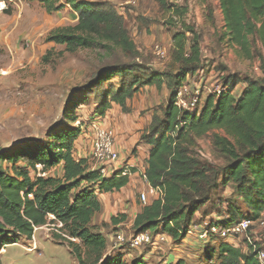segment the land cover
I'll list each match as a JSON object with an SVG mask.
<instances>
[{
	"label": "trees",
	"instance_id": "obj_1",
	"mask_svg": "<svg viewBox=\"0 0 264 264\" xmlns=\"http://www.w3.org/2000/svg\"><path fill=\"white\" fill-rule=\"evenodd\" d=\"M40 1L48 12L60 9L56 4L59 0ZM69 1L77 23L52 29L47 42L63 45L68 52L95 49L131 57L129 61L117 58L93 74L85 94L113 76L121 77L118 86L103 89L95 116L105 117L114 104L128 112V103L141 86L166 85L170 90L167 105L162 113L153 115L140 138L151 146L145 168L147 182L161 189L163 196L141 206L132 231L164 233L175 241L185 238L196 212L219 186L230 187L232 194L225 201L226 218L213 222L228 224L260 217L264 212V51L260 53L262 75L246 77L239 93L229 87V93L209 94L195 111H182L175 105V90L202 67L200 33L185 19L188 6L176 0H157L177 22V30L165 69L149 71L143 62L136 61L140 52L123 13L109 2ZM219 1L223 36L234 45L239 58L254 59L256 42L264 50V0ZM202 8L205 22L214 25L211 6ZM49 53L51 50L44 59ZM69 118L79 120L78 116ZM81 125L57 132L53 136L56 140L28 144L10 154L0 152V251L7 244L31 240L38 227L52 223L56 225L53 242L66 245L78 264H127L121 254L106 255L108 239L96 230L93 219L103 210L99 195L126 187L136 168L126 174L121 168L106 175L92 168L88 159L77 158L75 143L82 134ZM209 134L213 148L224 159L222 165L204 161L196 152L198 141ZM21 161L26 165L18 166ZM38 165H42L41 170ZM58 167L60 174H50ZM127 218L126 213L113 215L111 224L116 226ZM212 241L220 243L209 250L215 258L211 264H260L250 249L225 240ZM178 264L184 263L181 260Z\"/></svg>",
	"mask_w": 264,
	"mask_h": 264
},
{
	"label": "rangeland",
	"instance_id": "obj_2",
	"mask_svg": "<svg viewBox=\"0 0 264 264\" xmlns=\"http://www.w3.org/2000/svg\"><path fill=\"white\" fill-rule=\"evenodd\" d=\"M5 1L7 8L0 12V152L10 154L28 144L56 140L53 136L57 132L82 123V136L77 139L82 140L81 155L90 159L91 166L104 167L109 172L117 164H101L92 159L96 132L94 124L101 122L114 132L116 149L121 156L120 162L132 154L138 157V150L132 151L133 144L127 145L123 142L122 149H119V140H123L124 135H128V139L134 136L141 138L153 115L162 113L167 105L170 95L167 86H141L129 101L128 112L114 104L105 117L95 116L97 101L103 89H109L111 84L118 86L121 77L113 76L89 94H85L93 74L101 66L114 62L117 58L129 61L131 57L121 52L115 55L104 54L103 51L95 49L68 52L63 45L47 42L46 37L52 29L77 23V14L69 0L57 1L60 9L52 12H48L40 0ZM85 1L109 2L123 13L128 30L140 52L136 61L143 62L149 71L165 69L177 22L171 20L168 11L157 0ZM181 4L188 6L185 19L198 30L201 37L202 67L194 76L188 77L193 84L208 86L204 89L201 105L210 94L211 84L226 82L237 94L244 86L246 77L262 75L260 53L264 50L260 43H255L254 59H241L228 37L223 36L224 17L219 0H182ZM203 6H211L213 9L214 25L205 22ZM157 44L166 48L165 58L155 53ZM50 50L48 58L44 59ZM75 102L77 105L72 109L70 106ZM71 116H78L79 120L73 122L69 118ZM117 123H124L129 130H126V126L123 131ZM78 149L75 143L76 152ZM196 152L204 161L216 165L224 163V159L213 148L211 134L198 141ZM141 159L143 163L146 162L143 157ZM4 165L11 171V165L6 160ZM25 165V161L18 163V166ZM38 169L41 170L42 165H38ZM49 172L60 174L61 167ZM32 175L35 177L34 171ZM148 189V182L139 174L127 189L99 196L103 210L94 217L93 224L108 239L106 255L121 254L127 264H178L181 260L184 264L213 263L215 258L209 250L220 241H204L198 237V233L186 235L177 241L169 237L165 241L145 244L139 248L115 242L116 232L124 231L126 236L133 232L132 221L142 204L141 192ZM231 194L230 187L219 186L212 199L196 212L194 223L204 225L225 219V201ZM157 195L149 194L150 201ZM244 212L247 216L248 211ZM119 213L128 214V218L114 226L111 224V216ZM55 231L56 225L51 223L38 227L29 241L7 244L6 250L0 251L2 264H78L66 245L53 242L52 232ZM260 238V244L264 247V228L261 229ZM229 241L243 249L247 247L242 236L232 237Z\"/></svg>",
	"mask_w": 264,
	"mask_h": 264
},
{
	"label": "built area",
	"instance_id": "obj_3",
	"mask_svg": "<svg viewBox=\"0 0 264 264\" xmlns=\"http://www.w3.org/2000/svg\"><path fill=\"white\" fill-rule=\"evenodd\" d=\"M135 2L136 0H130ZM182 0H176L177 4H181ZM7 8L5 0H0V12H3ZM155 53L161 58H165L167 50L163 46L157 44L155 46ZM208 88L206 84L196 85L190 80L179 86L175 90V105L182 111H195L200 106L202 97L205 94L204 89ZM209 93L220 96L224 93H229L230 88L224 82L211 84L209 86ZM96 128L95 137L92 147L93 159L97 163L101 164H117L122 166L120 162V153L116 149V141L114 132L107 126L101 124H94ZM95 169H101L106 174V168L96 167ZM124 173H130L129 169L122 166ZM44 173L43 175H45ZM107 175V174H106ZM143 178L147 181L145 172ZM149 194L156 195L155 198L163 196V192L159 188H155L149 185L148 191L141 192L140 200L142 204H147L150 201ZM264 228V212L258 218L245 217L240 220H235L228 224H222L217 222H207L204 225L192 224L187 230L186 235H195L198 233V237L204 241L212 240H225L229 241L232 237L242 236L246 242L245 250H252L256 253V256L260 264H264V247L260 244L261 229ZM129 236H126L124 231L116 232L115 242L123 245L127 244L133 248L142 247L145 244L155 243L159 241H165L169 238L164 233L153 234L150 230H144L139 232H131ZM231 243V242H230ZM233 244V243H232ZM4 249V247L2 248Z\"/></svg>",
	"mask_w": 264,
	"mask_h": 264
},
{
	"label": "crops",
	"instance_id": "obj_4",
	"mask_svg": "<svg viewBox=\"0 0 264 264\" xmlns=\"http://www.w3.org/2000/svg\"><path fill=\"white\" fill-rule=\"evenodd\" d=\"M220 7H221V5H220ZM222 10V9H221ZM219 12H220V10H219ZM219 12H218V14H219ZM221 13V12H220ZM223 17H224V15H223ZM188 80L190 81V78H188ZM116 105V104H115ZM117 126H120V128H122L123 129V131H125V127L127 126V125H125L124 123L122 124V125H119L118 123H117ZM126 130H129L128 129V126H127V128H126ZM118 131V130H117ZM138 135V134H137ZM82 136V135H81ZM122 138H123V140H119V149H122V147H123V142H125V143H127V145H132L133 144V148H136V150H138V154H139V156L138 157H134V154H132V156H130V157H125V158H123V161H122V166H125V167H127L129 170L131 169V168H136V171L135 172H133V173H130V182H129V184L126 186V187H124V188H122L120 191H123V190H125V189H127L131 184H132V182H133V179H135V177H136V175H144V172H145V168H146V162L145 163H143V161H142V159H141V157H143V159L144 160H147V158H148V155H149V150H150V148H151V146L149 145V144H146V143H144V142H141L140 141V136H134V137H132V138H130V139H128L129 138V136L127 135H124V136H122ZM131 141H133V143L131 142ZM82 143V140H81V138L79 139V140H77L76 141V147H78L79 149V151L78 152H76V150H75V156H76V154L78 155V156H76L77 158H81V157H83V158H86V156H82L81 154H82V152H81V150H80V148H81V146L83 145V144H81ZM133 151V150H132ZM141 155V156H140ZM93 159V158H92ZM127 159V160H126ZM89 160V162H90V159H88ZM91 163V162H90ZM144 164V165H143ZM143 165V166H142ZM116 167L114 168V169H110L109 170V172H106V174L107 175H111L114 171H116V170H118V169H121L122 168V166H118V165H115ZM92 168H95L94 166H92ZM113 193H116V192H112V193H102V194H100L99 196H106V195H109V194H113ZM101 200V199H100ZM141 206H142V204H141ZM140 209H141V207H140ZM140 211V210H139ZM138 211V212H139ZM137 212V213H138ZM137 213L134 215V218L136 217V215H137ZM134 221V220H133ZM132 221V222H133ZM11 244H20V243H11ZM235 246H237V245H235ZM6 250V246L4 247V250L3 251H5ZM243 250H245V249H243ZM0 259H1V255H0ZM1 263H2V261H1Z\"/></svg>",
	"mask_w": 264,
	"mask_h": 264
}]
</instances>
